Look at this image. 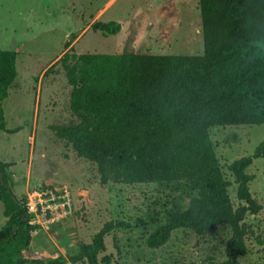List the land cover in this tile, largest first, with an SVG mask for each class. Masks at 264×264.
<instances>
[{
	"label": "trees",
	"instance_id": "1",
	"mask_svg": "<svg viewBox=\"0 0 264 264\" xmlns=\"http://www.w3.org/2000/svg\"><path fill=\"white\" fill-rule=\"evenodd\" d=\"M199 5L202 55L66 53L70 107L81 120L59 128L57 135L78 158L97 166L102 185L157 183L177 195L166 222L147 239L150 248L166 245L178 229L204 236L227 226L232 236L222 264H240L248 254L244 221L262 209L250 192L255 177L247 170L264 159V139L252 155L229 165L244 203L235 208L210 131L264 125V0H199ZM93 30L113 36L122 25L98 22ZM17 59L16 51L0 50V132L7 131L3 103L17 79ZM13 166L0 160L5 219L0 264H111L110 257L99 260L105 237L130 229L129 223H106L68 257L34 254L39 226L31 223L26 196L14 192Z\"/></svg>",
	"mask_w": 264,
	"mask_h": 264
},
{
	"label": "rangeland",
	"instance_id": "2",
	"mask_svg": "<svg viewBox=\"0 0 264 264\" xmlns=\"http://www.w3.org/2000/svg\"><path fill=\"white\" fill-rule=\"evenodd\" d=\"M98 22H116L122 30L104 36L93 30ZM0 50L18 53L17 79L3 103L7 131L0 132V160L14 163L9 169L14 192L21 198L33 187H67L74 204L70 218L34 233V254L74 255L106 223L122 221L131 228L105 237L100 261L104 257H110L111 264L226 260L232 236L227 226L204 236L178 229L166 245L150 248L147 239L166 222L177 195L157 183L102 185L97 166L78 158L72 145L57 135L59 128L81 120L70 107L66 53L202 55L199 0H0ZM210 133L224 177L231 183V202L238 208L244 203L237 198L238 185L229 165L253 154L264 139V125L214 127ZM247 174L255 177L250 192L262 209L244 221L248 254L240 264H264V159L255 160ZM4 223L0 202V229Z\"/></svg>",
	"mask_w": 264,
	"mask_h": 264
},
{
	"label": "built area",
	"instance_id": "3",
	"mask_svg": "<svg viewBox=\"0 0 264 264\" xmlns=\"http://www.w3.org/2000/svg\"><path fill=\"white\" fill-rule=\"evenodd\" d=\"M26 205L31 223L39 227L52 226L73 215L74 204L67 187H33L26 193Z\"/></svg>",
	"mask_w": 264,
	"mask_h": 264
}]
</instances>
